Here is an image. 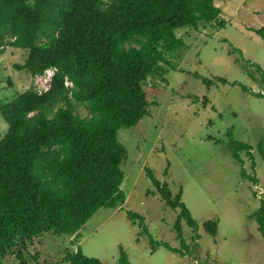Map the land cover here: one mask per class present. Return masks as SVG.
I'll return each instance as SVG.
<instances>
[{"label": "trees", "instance_id": "16d2710c", "mask_svg": "<svg viewBox=\"0 0 264 264\" xmlns=\"http://www.w3.org/2000/svg\"><path fill=\"white\" fill-rule=\"evenodd\" d=\"M219 12L213 0H0V53L5 43L25 48L23 61L14 65L31 76L52 68L45 89L27 87L0 101L6 124L0 136V264H26L22 249L34 236L77 235L98 207H121L120 165L126 149L116 132L147 112L150 101L141 81L162 72L160 62H168L164 53L183 43L176 28H197ZM254 30L264 44L262 28ZM71 100L82 103L86 114L76 112ZM227 144L238 161V150L252 159L248 142L230 137ZM255 145L264 160V132ZM144 172L165 204L178 208L172 228L187 249L180 219L193 231L196 220L180 200V191L172 195L149 167ZM125 213L147 235L151 249L162 245L185 253L154 239L140 213ZM250 216L264 238V196ZM216 222L208 218L202 226L214 234ZM7 254L18 261L4 262ZM62 264L106 263L77 245L64 253ZM116 264H130L121 245Z\"/></svg>", "mask_w": 264, "mask_h": 264}, {"label": "rangeland", "instance_id": "374dc122", "mask_svg": "<svg viewBox=\"0 0 264 264\" xmlns=\"http://www.w3.org/2000/svg\"><path fill=\"white\" fill-rule=\"evenodd\" d=\"M215 2L221 9L216 18L199 22L197 28L175 29L183 43L164 53L168 62H160L162 72L141 81L150 101L147 112L116 132L126 149L120 165L119 186L125 194L121 207H98L77 235L34 236L22 249L26 264H62L64 253L77 245L106 264H116L119 245L130 264H264V238L250 216L264 196V160L255 145L264 132V96L254 93L264 92V44L254 30L261 27L264 34V0ZM25 54V48L4 44L0 101L27 87L37 91L47 87L52 68L31 76L15 67ZM231 80L237 83L230 84ZM238 83L249 89L242 90ZM71 105L86 114L82 103L71 100ZM5 126L0 115V136ZM230 137L248 142L252 159L244 150L237 152L240 161L234 158L227 144ZM144 166L166 182L172 195L180 191V200L196 220L193 231L180 219L187 249L172 228L178 208L160 198ZM127 209L142 215L154 239L185 253L162 245L151 249L147 235L126 216ZM208 218L217 219L214 234L202 226ZM2 260L18 261L13 254Z\"/></svg>", "mask_w": 264, "mask_h": 264}, {"label": "built area", "instance_id": "2783aa9c", "mask_svg": "<svg viewBox=\"0 0 264 264\" xmlns=\"http://www.w3.org/2000/svg\"><path fill=\"white\" fill-rule=\"evenodd\" d=\"M51 72H52V71H51ZM51 72H50V74H51ZM65 83H66V84H70V81H68V80L65 79Z\"/></svg>", "mask_w": 264, "mask_h": 264}, {"label": "crops", "instance_id": "0c3cea01", "mask_svg": "<svg viewBox=\"0 0 264 264\" xmlns=\"http://www.w3.org/2000/svg\"><path fill=\"white\" fill-rule=\"evenodd\" d=\"M214 2V4H216V2H215V0L213 1ZM217 5V4H216ZM220 8V7H219ZM221 10V9H220Z\"/></svg>", "mask_w": 264, "mask_h": 264}]
</instances>
